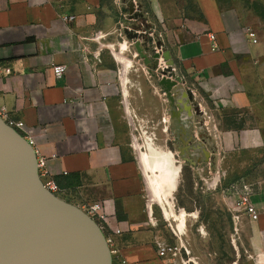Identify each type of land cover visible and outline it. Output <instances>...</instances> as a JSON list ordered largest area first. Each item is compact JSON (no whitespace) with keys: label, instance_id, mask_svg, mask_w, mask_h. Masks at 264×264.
<instances>
[{"label":"crops","instance_id":"obj_1","mask_svg":"<svg viewBox=\"0 0 264 264\" xmlns=\"http://www.w3.org/2000/svg\"><path fill=\"white\" fill-rule=\"evenodd\" d=\"M142 1L139 10L176 73L195 85L200 108L242 122L208 139L196 132L203 154L189 165L225 161L229 174L242 177L264 148V0ZM130 8L128 0H0V106L33 130L32 147L57 193L84 211L99 203L106 232L120 231L113 264H177L175 255L158 254L157 243L167 244L161 220H168L147 199L132 137L141 132L147 146L153 123L163 132L172 126L175 137L182 123L164 110L160 79L118 36ZM56 65L66 66L58 79ZM250 183L259 217H241L239 230L245 263L264 264V178Z\"/></svg>","mask_w":264,"mask_h":264},{"label":"water","instance_id":"obj_2","mask_svg":"<svg viewBox=\"0 0 264 264\" xmlns=\"http://www.w3.org/2000/svg\"><path fill=\"white\" fill-rule=\"evenodd\" d=\"M151 43L137 40L134 49L149 68L156 69L158 55L148 46ZM162 56L168 65L162 73L178 80L171 70L170 52ZM176 80L160 79L167 97ZM0 264H113L97 222L44 187L33 147L1 119Z\"/></svg>","mask_w":264,"mask_h":264},{"label":"rangeland","instance_id":"obj_3","mask_svg":"<svg viewBox=\"0 0 264 264\" xmlns=\"http://www.w3.org/2000/svg\"><path fill=\"white\" fill-rule=\"evenodd\" d=\"M137 2L139 3L143 1L137 0ZM139 12L140 13L134 14V18L137 19H134L135 21L128 20V14H122V18L120 19L119 23H122L124 26L133 27L139 30H151L155 35L158 36L156 30L149 26V24L146 22L147 20L144 19V15L147 17V14L144 13L142 7ZM118 36L122 39L128 40V37L124 36L123 34L120 36L119 32ZM146 39H148L147 35L141 34L138 36V41L140 43H143V41ZM136 41L132 44L133 48ZM127 42L130 43V41ZM148 46L152 49V46ZM141 48L143 50V47ZM171 58L173 60V65L175 66L172 55ZM186 83V87L192 88L197 94L195 85H191L189 81ZM195 98V101L198 103V95H196ZM162 104L164 106V110H167L168 104L165 102H162ZM199 115L200 116H195L192 119L193 122L191 121L189 124L187 132L190 135H195L196 132H199L208 139V137L211 138L214 133L218 134V132L220 133L222 130L231 128L228 124L229 118L220 116L212 110L206 109L204 112L202 109L201 114ZM204 118H207V125H204ZM197 119H199V121L201 120V123L203 122L202 125L197 124V121H195ZM237 121L238 120H236V122ZM163 129V124L155 125L153 123V125H150L149 127V134L147 135V138L149 137L153 139L152 143L159 149L171 152L174 163L180 167L176 190L169 196L170 202L172 203L176 213L180 210H184L187 212V214H194L195 216H193V218H185L186 229L184 235L182 236L177 235V232L174 229L176 224L173 221L168 220L166 222L164 220L165 222H163V220H161L160 226L162 229V237L166 240L168 245L177 248L176 255L174 256L176 258V263L233 264L236 262L237 264H246L244 256L246 255L245 249L247 248L246 234L245 232L241 234L238 222L235 223L232 221L231 216L226 208L224 195L221 191V188H224L225 185L233 183L240 178H244L249 183L251 181L255 182L258 178H264V148L261 150L262 152L258 153L262 154V157L255 158V160L249 165L246 172L241 173L240 176L242 177H239L236 171H234L232 174H229L230 168L225 161H222L218 167L220 170L225 172V177L221 180L220 188L218 187L216 189H212L209 188V182L207 180H200L195 170L192 169L186 159H184L190 158V151H186L184 156L181 155V151H179L178 148H182V145L180 139L178 141L176 139L178 134L176 137L174 135L176 133L174 128L170 126L166 132H163ZM136 134V137L139 140L138 144H143L141 151H145L146 145L143 143V134L141 132ZM195 140L196 139L194 137L193 141ZM236 169L239 170V168ZM144 179L145 191H147V199L153 201L146 178L144 177ZM57 196L69 202L60 193H57ZM152 203L154 206L155 215L159 218H163L164 215L160 205L154 201ZM165 223L168 225L167 232L163 227ZM238 252L242 253L241 260L238 258V256H236V253ZM247 264H253L252 260L249 259Z\"/></svg>","mask_w":264,"mask_h":264},{"label":"built area","instance_id":"obj_4","mask_svg":"<svg viewBox=\"0 0 264 264\" xmlns=\"http://www.w3.org/2000/svg\"><path fill=\"white\" fill-rule=\"evenodd\" d=\"M130 5L132 6V13H130L129 19L130 21L137 20L134 18L135 13H139V3L137 0H128ZM74 19L73 16H69L66 18L67 21H72ZM135 19V20H134ZM120 27V36L123 34L124 36L128 37V41H130V45L133 44L136 40H138V36L141 34L147 35L148 39H151V44L153 47V52L158 55L157 58V68L152 69V74L156 76V78L162 79L167 78L170 81H175L176 79L167 72L166 74H163L162 71L168 67L166 60L163 58L162 54L163 52L167 51L163 49L162 44H160V47H156V43L160 40V37L155 35L153 31H144L139 30L133 27H127L124 26L122 23H119ZM132 36H136L135 38H131ZM249 36L252 38L253 42H256L255 40V34L253 32L249 33ZM209 38L211 40H215L214 35H209ZM172 73H174L175 76L178 77V80H176V88L172 93H181V97L185 96L186 94L189 95V97L194 102V109L197 112V114H201L202 108H200V104L195 101L196 92L192 88H188L187 81L184 77L180 76L178 73H176L174 65L171 66ZM66 71L65 65H56L53 67V74L55 78H60L64 75ZM163 95L165 96V99L168 97L163 91ZM0 119L4 121L9 127L13 128L18 134H20L30 146H33V140L31 138V135L33 133V130L29 128L23 121L13 118L10 115V112L5 110L4 107L0 106ZM136 129V128H135ZM195 141L197 145L199 146L197 149L196 159H201L203 154V150L201 149L203 147L202 142L197 134L194 135ZM138 138L136 136L132 137V144L135 145L136 149L139 151L141 148H143V144H138ZM138 147V148H137ZM36 166H37V172L39 175L40 180L42 181L44 187L48 189L49 191L53 193L58 192V187L55 184V182L50 178L46 168L45 163L46 159L44 156L39 155L36 153ZM193 169L195 170L196 174L199 176L200 180L208 181L209 188L216 189L221 187V180L225 177V172L220 170L219 167L215 164V162L211 159H207L204 162L195 163ZM221 191L224 195V202L226 205V208L231 216V219L233 222H239L240 218L245 216L251 220H257L259 217V212L257 211V208L255 204L252 202L251 197L254 193V187L253 184L248 183L243 178H240L239 180L230 183L228 185H225L224 188H221ZM85 212L92 217L98 224L99 228L103 232L105 242L108 246L111 258L113 259L114 256L117 254V250L115 248L114 240H113V234H119L120 231L118 229L113 230V233L106 232V229L104 225L101 224V222L104 220V215L102 213V209L99 203H93L87 207ZM158 247V254L159 256H165V255H176L177 248L172 247L165 243H157Z\"/></svg>","mask_w":264,"mask_h":264},{"label":"bare ground","instance_id":"obj_5","mask_svg":"<svg viewBox=\"0 0 264 264\" xmlns=\"http://www.w3.org/2000/svg\"><path fill=\"white\" fill-rule=\"evenodd\" d=\"M140 161L152 200L160 205L165 219L176 224L174 229L177 235H184L186 214L183 210L176 213L169 199L176 190L180 167L174 163L171 152L159 149L152 141L147 143L145 151L140 152Z\"/></svg>","mask_w":264,"mask_h":264},{"label":"flooded vegetation","instance_id":"obj_6","mask_svg":"<svg viewBox=\"0 0 264 264\" xmlns=\"http://www.w3.org/2000/svg\"><path fill=\"white\" fill-rule=\"evenodd\" d=\"M162 91L164 90L162 89ZM181 95V93L175 94L171 92L170 96L167 98V103L170 110L169 113L173 114V117L171 116V120L177 119L179 123H182L181 129L179 131L183 134H180L178 137H176L177 141L180 139L182 145V148H178L179 151H181V155L184 156L186 151H190V158L193 157L196 159L197 149L199 146L193 141L194 135H190L187 132L188 126H183V124L187 123L188 121H192V119L195 116H198V114L194 109L195 107L193 100L187 94L183 97H181ZM190 158L184 159H186V161L189 163Z\"/></svg>","mask_w":264,"mask_h":264},{"label":"trees","instance_id":"obj_7","mask_svg":"<svg viewBox=\"0 0 264 264\" xmlns=\"http://www.w3.org/2000/svg\"><path fill=\"white\" fill-rule=\"evenodd\" d=\"M229 125H230V127H233V128H235V129H240L241 127H242V122L241 123H237V122H235V120L234 119H232V118H230L229 117ZM58 184V183H57Z\"/></svg>","mask_w":264,"mask_h":264}]
</instances>
